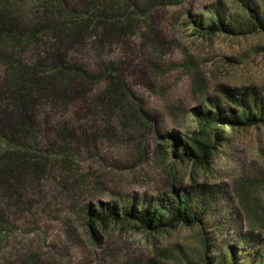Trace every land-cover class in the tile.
<instances>
[{
	"label": "rangeland",
	"instance_id": "obj_1",
	"mask_svg": "<svg viewBox=\"0 0 264 264\" xmlns=\"http://www.w3.org/2000/svg\"><path fill=\"white\" fill-rule=\"evenodd\" d=\"M249 2L264 18V0ZM213 11L226 23L248 16L238 0H164L138 27L105 39L100 49L89 41L72 46L67 30L45 37L39 51L52 52L58 44L75 61L83 59L92 75L108 61L119 64L133 97L129 105L139 104L146 118H133L130 107L111 110L96 102L104 81L90 86V109L81 107L74 116L59 111L73 106L56 107L40 96L33 118L39 148L46 149L67 120L76 132L67 158L59 156L45 173L19 176L0 189V264H201L206 246L217 255L247 233L254 242L240 252L243 263L264 249V124L228 130L209 168L176 160L162 146L168 133L194 127L198 108L214 100L226 104L222 88L264 93V29L196 32L194 21L208 23ZM51 87V96L59 98L74 84L61 76ZM171 189H187L194 203L196 196L205 202V227L147 232L132 222L89 225L87 206L153 202Z\"/></svg>",
	"mask_w": 264,
	"mask_h": 264
},
{
	"label": "trees",
	"instance_id": "obj_2",
	"mask_svg": "<svg viewBox=\"0 0 264 264\" xmlns=\"http://www.w3.org/2000/svg\"><path fill=\"white\" fill-rule=\"evenodd\" d=\"M75 1L73 5L70 0H0V189L12 187L19 176L43 174L51 160L64 155L68 157L70 140L76 132L69 120L60 128L56 139L49 140L46 149L39 148L36 142L33 118L40 96L51 98L56 107L61 104L73 106L59 110L60 115L69 113L71 116L81 107L90 109L88 102L92 97L89 94L93 92L90 86L96 81H104L105 86L95 95V101L111 110L130 107L128 101L133 97L119 64L108 61L97 75H92L83 59L75 61L58 47L57 42L52 52L39 51V48L48 34H55L57 38L67 30L73 38L72 46H86L90 42L91 48L100 49L105 39L117 38L138 27L141 19L164 0ZM238 1L248 14L245 22L226 23L218 12L213 11L208 23L196 19L194 30L213 35L264 29V18L249 0ZM25 3L31 4L27 11L23 9ZM61 76H69L74 87L66 96L59 93L62 97L56 98L49 92L53 90V81ZM222 94L226 104L214 100L209 107L193 112L195 125L191 130L164 136L162 146L169 147L170 155L176 160L209 168L213 152L228 130L264 124V93L254 88L240 91L222 88ZM130 108L133 118L144 121L145 113L139 104L133 103ZM159 148L157 152L162 153ZM192 195L187 189L182 192L171 189L153 202L133 200L98 210L87 206L86 216L89 225L94 222H132L137 229L147 232L163 231L180 224L205 227V202L196 196L199 203H194ZM251 242L254 238L244 234L239 243L228 244L226 250L217 255H212L216 250L214 246H206L201 264H245L240 252ZM248 264H264V249L251 253Z\"/></svg>",
	"mask_w": 264,
	"mask_h": 264
}]
</instances>
